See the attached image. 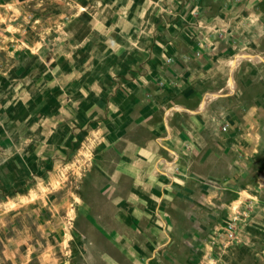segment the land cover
Instances as JSON below:
<instances>
[{
  "label": "crops",
  "instance_id": "1",
  "mask_svg": "<svg viewBox=\"0 0 264 264\" xmlns=\"http://www.w3.org/2000/svg\"><path fill=\"white\" fill-rule=\"evenodd\" d=\"M6 2L0 5L16 3ZM62 3L66 0H59ZM86 4L90 11L71 14L67 36L38 45L36 52L29 47L20 51L22 59L32 58L39 69L48 66L52 77L36 82L28 77L23 96L12 93L3 107L10 111L20 98L24 103L32 95L52 91L59 104L53 113L52 132L58 136L53 147L64 150L74 143L77 162L44 168L35 185H24L18 206L0 207V264H29L34 253H39L40 261L53 254V264H61L59 250L66 236L101 246L97 256L90 254L101 264H125L117 255L130 264L174 260L163 256L161 249L187 236L175 217L197 212L194 209L201 205L193 198L205 203L216 196V191L207 193L205 181L210 177L204 172L218 170L221 150L236 148L242 160L257 149L258 131L252 123H245L242 142L228 141L235 122L229 116L232 109L219 102L229 99L221 92L227 87L230 54L240 40L264 48V31L254 30L250 23L254 15L264 13L258 0H86ZM79 21H85L84 32L77 30ZM223 27L224 33L216 30ZM246 53L244 57L250 56ZM261 76L264 103V65ZM10 81L18 83L15 78ZM225 115L230 120L226 124ZM63 117L70 118V129ZM46 145L43 139L38 149ZM87 153L90 160L75 183L72 174L82 167ZM9 156L6 152L3 162L12 163ZM62 192L68 199H57ZM47 193L53 194L52 203ZM243 196L239 205L249 203L244 208L251 217L234 224L235 235L225 242L237 247L227 258L231 264H264V190ZM73 203L85 215V229L96 230L99 240L92 241L88 232H71L61 212ZM11 208L21 215L20 221H9ZM104 246H111L116 255Z\"/></svg>",
  "mask_w": 264,
  "mask_h": 264
},
{
  "label": "rangeland",
  "instance_id": "2",
  "mask_svg": "<svg viewBox=\"0 0 264 264\" xmlns=\"http://www.w3.org/2000/svg\"><path fill=\"white\" fill-rule=\"evenodd\" d=\"M4 1L14 0H0V2ZM54 1L15 0V4L0 5V34L5 40L0 43V207L4 204H9L11 207L18 206L21 203L19 198H22L20 195L25 188L24 185H35L44 168L54 169L57 167L56 163L62 162L66 164L61 167L68 166L69 163L75 166V160L77 162V148L74 143L64 150L58 148L59 146L53 147L58 138L52 132L53 113L59 108V104L55 102L52 91L40 97L37 94L32 95L30 100L24 103L20 98V101L11 105L13 110L10 111H6L3 107L12 93L17 91L20 94L16 97L23 96L21 90L28 77L32 78L33 82L43 76L46 79L52 77L48 66L46 69H39V65L35 64L32 58L28 61L26 57L22 59L20 51L27 47L30 51H35L38 45L45 47L54 40H58L57 38L61 35L67 36L71 14L77 11L81 15L90 9L86 0H77L79 4H74L71 0H66L65 4H59V0ZM258 7L264 12V0H258ZM250 23L254 30L264 31V13L254 15ZM76 27L79 32H84L85 21L77 22ZM216 30L223 33L226 31L225 27ZM79 39L80 36L77 37V40ZM97 39L101 40V38ZM245 52H248L249 54H246L250 56L244 57ZM239 56H242L239 58L241 62L236 63ZM229 63L224 76L225 82L228 81L227 87L221 93H228L230 97L228 96L229 99L226 101L224 98L219 102L223 107L229 106L232 109L229 116L233 118L235 124L229 127L231 132L227 133L228 141L231 144L239 140L242 142V133L246 131L245 123H252L255 131H258L257 149L254 154L242 160L238 159L236 148L221 150L220 161L217 164L218 170L211 167V170L204 172L206 177H210L205 181L207 193L216 191V196L209 198L205 203L193 198V203H199L202 208H195L197 212L191 213L190 217H175V222L182 225L180 232L183 231L187 236L163 247L161 254L163 256L169 254L168 256H172L174 260L162 258L157 261L158 264H231L227 256L232 252L230 249L237 246L231 243L226 244L225 241L234 237V224L236 225L237 222L242 224L251 217V214L245 213L244 208L249 203L242 201L241 208L239 200L241 196L244 199L245 192L264 190V109H261L264 103L260 99L264 48L261 51L255 45L246 44L241 39L239 46L231 52ZM10 78H15V82L18 83L11 85ZM11 115L13 122H11ZM229 116H223V123L230 121ZM62 120L65 127L70 129V118L63 117ZM43 139L46 140L47 145L45 149L43 147L38 149V144ZM6 152L10 155L9 158L14 160L12 163L3 162ZM85 155L82 167L79 166L78 171L72 174L75 183H77L76 179L83 175L84 168L90 160L88 153ZM77 193L76 202H80L79 192ZM33 195L35 197V194ZM67 197L62 192L57 199L64 201L68 199ZM46 199L48 203H52L55 198L53 194L47 193ZM69 207L68 210L63 208L61 213L66 215L71 232H77L73 234H79L78 231L88 232L92 241L99 240L100 235L96 230L91 227L85 229V215L78 211L76 203L70 204ZM10 215L9 221L21 220V215L18 214L17 217L14 208H11ZM14 231L15 229L11 227L8 232L12 234ZM51 236L52 234L49 236L50 239ZM100 247L83 245L77 239L66 236L59 250L61 264H101L98 258L94 257L92 260L90 255L94 252V256H97ZM104 248L110 249L113 256L116 255V250L113 251L111 246H104ZM55 254L57 255V252ZM52 258L53 254L51 259L40 261L39 253H34L29 264H39V262L53 264ZM117 259L124 261L123 263L126 262L125 264L129 263L125 261L123 255H117Z\"/></svg>",
  "mask_w": 264,
  "mask_h": 264
},
{
  "label": "built area",
  "instance_id": "3",
  "mask_svg": "<svg viewBox=\"0 0 264 264\" xmlns=\"http://www.w3.org/2000/svg\"><path fill=\"white\" fill-rule=\"evenodd\" d=\"M167 61H170V58H167ZM226 127H224V129H225Z\"/></svg>",
  "mask_w": 264,
  "mask_h": 264
},
{
  "label": "bare ground",
  "instance_id": "4",
  "mask_svg": "<svg viewBox=\"0 0 264 264\" xmlns=\"http://www.w3.org/2000/svg\"><path fill=\"white\" fill-rule=\"evenodd\" d=\"M242 56H239L238 58H237V60H239V58H241ZM236 62V61H235Z\"/></svg>",
  "mask_w": 264,
  "mask_h": 264
}]
</instances>
